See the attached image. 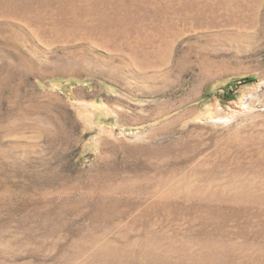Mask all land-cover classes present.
<instances>
[{
    "label": "rangeland",
    "instance_id": "1",
    "mask_svg": "<svg viewBox=\"0 0 264 264\" xmlns=\"http://www.w3.org/2000/svg\"><path fill=\"white\" fill-rule=\"evenodd\" d=\"M0 264H264V0H0Z\"/></svg>",
    "mask_w": 264,
    "mask_h": 264
},
{
    "label": "trees",
    "instance_id": "2",
    "mask_svg": "<svg viewBox=\"0 0 264 264\" xmlns=\"http://www.w3.org/2000/svg\"><path fill=\"white\" fill-rule=\"evenodd\" d=\"M253 81H255V77L253 76H247L246 80L244 81L245 83H252ZM211 94L208 92L204 93V98L210 97ZM219 97L225 99V100H235L237 98V94L234 93V88H230L228 87L227 89H225V92L222 94L218 95Z\"/></svg>",
    "mask_w": 264,
    "mask_h": 264
}]
</instances>
